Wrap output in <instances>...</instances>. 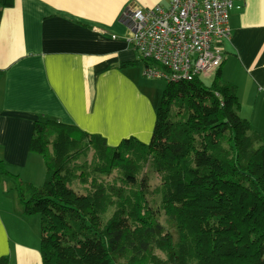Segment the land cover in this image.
<instances>
[{
	"label": "trees",
	"instance_id": "trees-1",
	"mask_svg": "<svg viewBox=\"0 0 264 264\" xmlns=\"http://www.w3.org/2000/svg\"><path fill=\"white\" fill-rule=\"evenodd\" d=\"M14 2L0 0V19ZM222 80L219 70L210 84L167 82L148 144L110 147L37 121L30 151L44 158V184L1 175L24 214L40 216L42 264H264V134L240 117L237 87ZM146 171L160 178L153 190Z\"/></svg>",
	"mask_w": 264,
	"mask_h": 264
},
{
	"label": "crops",
	"instance_id": "crops-1",
	"mask_svg": "<svg viewBox=\"0 0 264 264\" xmlns=\"http://www.w3.org/2000/svg\"><path fill=\"white\" fill-rule=\"evenodd\" d=\"M171 0H15L0 19V257L42 264L40 216H27L13 182L43 185L44 158L30 151L37 121L54 120L103 136L110 147L153 135L156 86L128 44L129 8ZM230 15L220 42L222 81L237 87L240 117L264 134V0ZM218 70V71H219ZM215 76V75H214ZM214 76L208 77L213 80ZM210 80V81H211Z\"/></svg>",
	"mask_w": 264,
	"mask_h": 264
},
{
	"label": "built area",
	"instance_id": "built-area-1",
	"mask_svg": "<svg viewBox=\"0 0 264 264\" xmlns=\"http://www.w3.org/2000/svg\"><path fill=\"white\" fill-rule=\"evenodd\" d=\"M246 0H171L168 8H129L127 42L144 62V76L168 83L214 76L224 62L230 15Z\"/></svg>",
	"mask_w": 264,
	"mask_h": 264
},
{
	"label": "rangeland",
	"instance_id": "rangeland-1",
	"mask_svg": "<svg viewBox=\"0 0 264 264\" xmlns=\"http://www.w3.org/2000/svg\"><path fill=\"white\" fill-rule=\"evenodd\" d=\"M210 80L211 79H208V78L203 79V81L207 84L211 83ZM153 85L156 86L155 90L157 91V97H158L157 105L160 106L161 99H162V93H163V91L167 85V81L166 80H153V82H151L149 84V86H153ZM145 176L148 179L149 190H153L156 186H158L160 184V178L156 174H154L150 171H146ZM112 177L113 176L109 177V179H111ZM45 180H46V177H45ZM45 180H44V182H45ZM44 182H43V184H44ZM27 183H30V182H27ZM37 187H41V186L39 184H37ZM74 188L79 189L77 184L74 185ZM148 202H149V205H151L152 209L155 211L159 221L164 225L165 229L169 230L170 232H174V228L169 224L168 216L165 215L163 212H160V210L158 209L159 208L158 198L150 196L148 198ZM150 264H153V263H150Z\"/></svg>",
	"mask_w": 264,
	"mask_h": 264
}]
</instances>
